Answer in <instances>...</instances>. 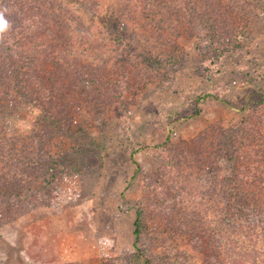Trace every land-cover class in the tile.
Here are the masks:
<instances>
[{"label":"rangeland","instance_id":"obj_1","mask_svg":"<svg viewBox=\"0 0 264 264\" xmlns=\"http://www.w3.org/2000/svg\"><path fill=\"white\" fill-rule=\"evenodd\" d=\"M64 1L50 8L65 45L27 40L30 66L0 47V145L9 188L21 170L28 190L3 218L0 264H144L139 211L156 264H264V217H231L224 198L234 168L264 185V0H107L96 20L98 4Z\"/></svg>","mask_w":264,"mask_h":264},{"label":"trees","instance_id":"obj_2","mask_svg":"<svg viewBox=\"0 0 264 264\" xmlns=\"http://www.w3.org/2000/svg\"><path fill=\"white\" fill-rule=\"evenodd\" d=\"M77 2V5H86L87 3H94L95 5L98 4L97 11L91 13L92 20H96L99 17L98 9L101 7V2L106 5L105 1L107 0H71ZM208 1V0H207ZM212 3L208 5H214L216 3L215 0H211ZM67 1L58 2L57 0H0V7H7L8 12L5 14L6 18L11 22L12 24V30L9 31L6 39L4 42H0V47L5 53V56H8L10 61L15 60H23L21 65H32L37 64V56H31L28 55L27 52H24L25 48L28 47L26 45V41L35 40V37H43V40L45 41L44 46L46 52L49 54L53 49L57 50V47L55 48L54 44H50V40L56 44V41H58L57 45H61L64 43L66 44V39L64 37V33L66 30V27L70 26L68 22H62L58 16V12L51 9V6L58 5V7L62 5H70L71 2L66 3ZM113 2V1H112ZM231 4V1H230ZM228 4V5H230ZM112 5V3H111ZM110 4H108L107 9L110 16H106L109 19V27L114 29L115 31L121 32L122 25L119 19V14L117 7L115 6L111 7ZM226 5V4H224ZM96 8V6H95ZM220 8V7H219ZM107 11V10H106ZM112 11V12H111ZM14 24V25H13ZM66 25V26H64ZM20 28L22 30V38L20 40L22 41V46L17 49H11L12 46L15 43L11 42V38H15L14 32L17 29ZM119 28V29H118ZM121 28V29H120ZM13 35V37H12ZM120 35V36H119ZM118 38H124L123 34H119ZM244 34L238 35V41L243 42L241 38ZM226 39V37L224 38ZM223 39V40H224ZM25 41V42H24ZM48 42V43H47ZM66 47V46H65ZM59 56L63 55L62 51L57 52ZM52 54V53H51ZM60 60V59H59ZM55 65V64H54ZM14 67V66H13ZM19 68L21 66L19 65ZM29 73V72H28ZM83 75H85V79L83 83H85V90L88 91V81L90 78L88 77L87 72H82ZM54 75L50 73V79L54 80ZM29 83L31 82L33 85H36L35 83L31 81V78H28ZM29 83H26L22 89H27L28 87H31ZM38 92L34 96V103H38L37 105L39 107H43L44 103L43 101L49 102L50 98H46L44 96V99L41 96V88L38 86ZM11 91H9V95H7V102H9L11 95ZM52 98H55L54 95L51 96ZM1 105V104H0ZM47 114V112H46ZM48 117V116H47ZM56 119L54 118H48V121H51V123ZM68 119V118H67ZM11 145H0V227L5 226L6 223L3 222V218L6 217L9 213H11L12 207L14 208H20L23 203L26 201L27 196V187L26 184V175L20 170L17 171L19 174L17 179V184H15L14 188L15 190L9 188V183L11 181V178L14 176L11 174L12 163H8L6 161L7 155L9 156V152ZM17 151V150H16ZM18 152V151H17ZM132 157H134L136 151L133 150ZM20 160H22L21 157H19ZM22 165V164H21ZM16 167H20V164H17ZM21 169V167H20ZM52 170V169H51ZM53 171V170H52ZM258 169H254V173H257ZM252 170H239L233 169L232 174L228 175L229 177L227 180V183L225 184V192H224V198L226 201V212L231 217L236 216H245L246 210L250 211L253 214L261 215L264 217V185H261L256 180V174H254ZM16 174V175H17ZM50 179V175L44 176V180ZM249 179V180H248ZM256 180V181H255ZM9 188V189H8ZM224 188V187H222ZM29 189H31V184L29 185ZM211 196V195H209ZM142 211L138 212V218L136 220V241H135V247L138 251V260L143 262L144 264H156L149 256H147L140 244L141 236H142ZM264 225V220H263Z\"/></svg>","mask_w":264,"mask_h":264},{"label":"clouds","instance_id":"obj_3","mask_svg":"<svg viewBox=\"0 0 264 264\" xmlns=\"http://www.w3.org/2000/svg\"><path fill=\"white\" fill-rule=\"evenodd\" d=\"M7 12V7H0V42L5 41L10 29L12 28L11 22L5 15Z\"/></svg>","mask_w":264,"mask_h":264}]
</instances>
